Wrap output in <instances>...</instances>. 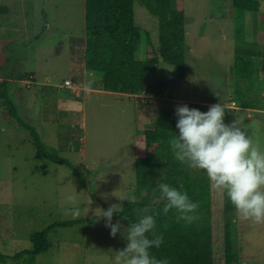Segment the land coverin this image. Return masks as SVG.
<instances>
[{
    "label": "rangeland",
    "instance_id": "374dc122",
    "mask_svg": "<svg viewBox=\"0 0 264 264\" xmlns=\"http://www.w3.org/2000/svg\"><path fill=\"white\" fill-rule=\"evenodd\" d=\"M6 1L15 2L10 20L29 29L30 37L39 33L33 27L43 19V14L51 25V45L57 44L63 34L66 39L72 32L84 35L85 0H0V3ZM259 1L262 11L246 12L243 18L237 19L234 0H173L174 7L184 10L185 26L189 25L188 31L191 30L186 35V70L167 63L158 69L171 76L174 100L159 98L149 105L140 93L129 96L105 90H80L76 96L75 90L63 87L55 90L58 101L55 103L51 98L45 113L48 96L38 85L25 89L20 83L12 84L14 88L11 87L9 97L14 104L13 115L0 98V253L22 252L32 245L31 233L58 221H75L72 226L56 227L49 233L50 248L39 254L34 264H113L112 250L124 247L126 241L120 232L110 235L104 218L96 219L93 209L112 203L123 205L127 196L137 200L148 196L150 204L156 201L147 189L138 187L135 159L145 155L144 143L138 136L154 126L160 106L176 108L185 102L197 103L192 98L200 93L201 99L225 106V122L237 119L254 140L264 145V80H261L264 77V0ZM136 24L142 34L136 53L140 60L147 56V33L155 43L158 41L159 20L137 4ZM16 38L21 39L20 35ZM250 38L255 41L254 45L261 42L262 45H257L261 55L249 66L242 81L237 76V68L234 72L235 58L237 54L244 56L239 49ZM36 43L34 39L24 40L23 46H15L16 54L22 55ZM54 49L56 57L50 58V62L55 60L50 73L63 85L68 76L66 60L61 46ZM180 76L187 81H179ZM250 76L258 83L252 85ZM249 85L253 92L249 91L246 97L254 101L249 108L253 110L228 109L226 106L232 100L240 104L243 90ZM15 88L19 94H14ZM21 122L34 127L48 151L67 159L81 171L87 187L79 182L71 167L39 154L31 131ZM67 193L75 195L82 209L79 216L73 217L64 211L71 206L64 200ZM211 197L213 264H226L227 216L232 219L236 235V264H264V222L237 216L233 206L226 212L224 192L213 183ZM117 219L125 225L131 222L127 217H113V222ZM8 264L29 263L10 261Z\"/></svg>",
    "mask_w": 264,
    "mask_h": 264
},
{
    "label": "trees",
    "instance_id": "16d2710c",
    "mask_svg": "<svg viewBox=\"0 0 264 264\" xmlns=\"http://www.w3.org/2000/svg\"><path fill=\"white\" fill-rule=\"evenodd\" d=\"M137 4L142 5L159 20L158 41L155 43L147 33V56L140 60L136 58L137 50L142 43L141 30L136 24ZM259 7V0H234L237 19L243 18L246 12L259 11ZM185 20L184 10L174 7L173 0H85V67L87 71L100 75L102 90L127 95L143 93L152 98L173 99L172 85L165 76L157 73V65L167 63L179 70H186ZM252 62L251 56H236V73L239 80H245L249 66L253 65ZM248 78L250 83H256V78L251 76ZM5 91L0 90L2 103L13 115L14 104ZM248 93L247 89L243 94L245 97L241 96V105L252 108L254 101L247 98ZM185 103L201 110L208 108L207 104ZM14 116L17 117L16 114ZM176 119L173 106H160L154 126L145 129L142 135L138 136L144 143L145 155L135 159L137 185L140 189H147L149 195L156 198L158 192L153 189L161 179L182 186L193 199L200 201L199 215L192 224L178 223L173 219L172 210L167 214L160 210L163 201L154 204L158 213L155 230L163 239L160 247L153 248L152 251L157 256L169 257L170 264H213L211 182L202 169L190 168L171 154L167 141L176 130ZM22 124L31 131L39 154L71 167L79 182L87 187L81 171L74 168L67 159L48 151L33 126L21 122ZM145 205H150L148 196L131 202L126 200L123 202L122 212H114L113 217L134 220L136 212ZM224 205L226 212L233 206L225 194ZM74 224L75 221H58L31 233V247L14 255L0 253V264H8L10 261L34 264L36 257L50 248L49 233L56 227ZM233 227L231 217L227 216L224 228L226 264H236L234 252L236 235Z\"/></svg>",
    "mask_w": 264,
    "mask_h": 264
},
{
    "label": "clouds",
    "instance_id": "9594fccd",
    "mask_svg": "<svg viewBox=\"0 0 264 264\" xmlns=\"http://www.w3.org/2000/svg\"><path fill=\"white\" fill-rule=\"evenodd\" d=\"M175 115L176 130L167 141L173 157L190 168L202 169L210 182L223 190L237 216L264 222V145L237 119L225 122V106L220 102L210 104L207 110L179 104ZM153 191L158 192L154 204L163 201L160 210L164 214L172 210L176 222L192 224L198 218L200 201L182 186L161 179ZM127 199L131 202L135 197ZM64 200L71 205L65 212L73 217L81 214L74 194H65ZM154 204L140 208L127 225L119 219L113 222L114 212H122L121 203L93 209L96 219L104 218L110 235L120 232L126 241L124 247L112 250L113 264H170L169 257L152 251L163 239L155 230L158 213Z\"/></svg>",
    "mask_w": 264,
    "mask_h": 264
},
{
    "label": "crops",
    "instance_id": "0c3cea01",
    "mask_svg": "<svg viewBox=\"0 0 264 264\" xmlns=\"http://www.w3.org/2000/svg\"><path fill=\"white\" fill-rule=\"evenodd\" d=\"M14 5L15 2L13 1H6L0 3V13L2 14L0 15V90L2 91L6 90L5 92L8 93V95H10L12 94L11 92L12 84L13 85L15 83L22 84L21 83L22 78H24L27 75H32L35 81L34 86L38 85L40 87V91L46 94V97L48 96L46 102L47 106L45 107V111H43L46 113L47 112L46 108L48 107L49 109L50 107L49 102L51 98L54 99L55 103L58 101L59 97L57 96L56 94L57 92L55 90H60L61 88H63L62 83L55 81L54 76L52 75V73H50L52 64L55 61L53 60L54 58L52 56L56 57V52L54 51L55 50L54 48L61 46L63 50L64 60H66L65 63L66 69L68 71V76H66L64 80L71 79L75 85V87L69 89L73 91L75 90V92L73 93H75L76 96L79 95L80 90H84V91L99 90L100 92L103 91L101 89L100 75L87 71L85 67V32L84 35H80V34L78 35L73 32L69 33L67 39H66V34H63L62 36H60V41H58L57 44L51 45L50 43L51 25L48 19L44 20L46 14H43V19L37 21V26L33 27V29L37 30V32L39 33L36 36L32 35L33 37H30V35L27 33L29 29L14 25L13 24L14 22L10 20L14 16V9H13ZM83 10H84V18L82 22H84V31H85V5L83 7ZM259 10H261V8ZM23 14L25 15L26 13L24 12ZM260 20L261 19H259V21ZM254 22H256V20H254ZM39 23H41V25H39ZM188 28L189 25L186 26V35L188 33L190 34L191 32V30L190 32L188 31ZM17 33H19L18 35H20L21 38L20 40L16 38L18 36ZM56 34L59 35L58 32ZM255 34L257 35V28L255 29ZM33 39L37 40V43L35 45H30L29 49L22 55L16 54L15 46L17 47L23 46L21 44H24V40H33ZM39 40H41V43ZM254 42L255 41L252 40V38H250L248 42H245L244 47L239 49V52H242L241 54H244V56L250 55L251 58H254V56H256L253 62H255L256 59L260 58L261 48L259 49L258 46L262 45L261 42H257L258 46L254 45ZM242 45L243 42L240 44V46ZM10 55L12 56L10 57ZM237 56L241 57V55L239 54H237ZM51 57L53 58L52 62H50ZM257 61L258 60H256V62ZM161 64L162 63L157 65V73L165 76L166 80L172 85L171 76L167 74L165 71H161V72L158 71L159 66ZM234 67H235V71H234ZM234 67L232 69L234 72H236V68H237L236 58H235ZM259 70L261 71L263 69L259 67ZM89 80L92 81L90 85L88 84ZM261 80H264V77H262ZM179 81H187V79H184L183 76H180ZM256 83H258L257 80ZM1 84H5V86ZM251 84L255 85V83H251ZM252 85H249V88H247L248 91L252 90ZM14 86L12 88H14ZM247 89L243 90L244 91L243 94H245V91ZM17 93L19 94L18 88H15L14 94ZM140 95L141 97H145L148 100V102L150 103L149 105H152L156 101V99H159V98H152L151 96H147L143 93L142 94L140 93ZM193 96L194 98L192 99L196 100L197 103L212 104L210 103L211 101L209 102L206 99H201L202 95L200 93H196ZM242 96L245 97V95ZM198 97H200V100L198 99ZM256 98H258L257 94H256ZM170 100H174V99H170ZM232 102L235 101L232 100L226 106L228 107V109H236V110L240 109L244 111L253 110L243 107L241 105V101H239L240 104H237L235 102L236 103L235 107H231ZM3 116L6 118L5 112H3Z\"/></svg>",
    "mask_w": 264,
    "mask_h": 264
},
{
    "label": "built area",
    "instance_id": "2783aa9c",
    "mask_svg": "<svg viewBox=\"0 0 264 264\" xmlns=\"http://www.w3.org/2000/svg\"><path fill=\"white\" fill-rule=\"evenodd\" d=\"M21 83L25 89H30L35 85L34 77L32 75H27L21 79ZM63 87L73 88L75 85L71 79H65L63 82ZM235 105V102L231 103V107H235Z\"/></svg>",
    "mask_w": 264,
    "mask_h": 264
}]
</instances>
